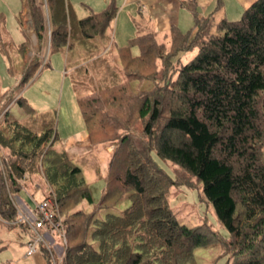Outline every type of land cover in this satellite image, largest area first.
Returning a JSON list of instances; mask_svg holds the SVG:
<instances>
[{"label":"trees","instance_id":"16d2710c","mask_svg":"<svg viewBox=\"0 0 264 264\" xmlns=\"http://www.w3.org/2000/svg\"><path fill=\"white\" fill-rule=\"evenodd\" d=\"M22 1L17 19L24 39L16 47L0 11V52L16 76L0 91L5 222L26 232L18 209L41 216L20 196L24 179L38 176L64 230L62 236L46 221L40 227L63 246L57 264H199L194 248L212 242L230 250V264H264V0H252L238 18L216 17L223 0L208 13L197 9V0H179L193 24L185 31L171 24L168 47L156 30L116 44L114 0L83 16H74L69 0ZM30 30L36 46L27 57ZM135 44L137 54L131 52ZM193 48L183 62L180 53ZM13 49L21 59L11 57ZM49 51L63 53L91 143L112 146L96 202L80 164L60 143L56 108L38 110L22 92L49 66ZM13 102L24 107V117L10 116ZM154 154L201 183L228 237L207 223L179 220L166 195L177 174L169 175ZM124 195L130 204L112 211ZM84 201L90 210L78 206ZM38 247L52 264L46 245Z\"/></svg>","mask_w":264,"mask_h":264},{"label":"rangeland","instance_id":"374dc122","mask_svg":"<svg viewBox=\"0 0 264 264\" xmlns=\"http://www.w3.org/2000/svg\"><path fill=\"white\" fill-rule=\"evenodd\" d=\"M77 16H83L91 11H97L105 6L108 0H70ZM118 6L117 13L111 22L110 32L114 41L118 45H124L127 43L129 37L135 35L138 31H146L150 29H157L158 38L163 40L166 47L169 46V30L159 29L155 21L150 17L148 11H145V7L141 8L138 1L126 2V0H114ZM215 0H197V9L202 13H208L214 8ZM222 7L216 12V17L219 18L225 15L228 18H238L243 11L235 10L234 5L230 0H223ZM24 6L22 0H0V11L5 16V25L8 32V36L13 42L14 47L24 39L23 31L20 28L19 21L17 19L18 12ZM23 24L30 23L29 15L25 12L22 14ZM193 24V15L185 7H180V17L178 26L181 30L185 31ZM141 27V29H139ZM30 35L33 40V48L36 46L35 34L30 30ZM119 39L121 42H119ZM131 52L137 54L139 52L138 46L135 44L131 47ZM196 52V48L184 51L180 53V58L184 62L191 58ZM33 53L27 52L26 56L30 57ZM48 59L50 61L49 66L45 67L40 75L35 79L34 83L28 88V92H35L36 95H46L48 100L52 102L58 96L62 88L61 98H69L67 91L73 96L70 81L68 76L63 75L64 57L61 51L48 52ZM11 57L15 59H21L22 56L18 55L14 49L11 52ZM41 68V67H40ZM39 68V70H40ZM38 73V72H37ZM36 73V74H37ZM57 73V74H56ZM59 77V78H58ZM48 78L49 81L47 80ZM61 80V81H60ZM16 82V76L11 75L7 70V60L5 56L0 52V91H4ZM25 89V88H24ZM46 89L48 93L45 94ZM23 95L26 93L23 90ZM58 92V94H57ZM76 103V102H75ZM10 116L12 118H22L25 116V109L18 102H13L10 106ZM70 120V118H68ZM58 120V116H57ZM87 132L85 130V134ZM61 143V142H60ZM62 144V143H61ZM77 145L73 143V149ZM108 144L106 142H99L92 144V150L90 152H83L74 157V159L80 164L85 179L89 182L93 201L96 202L101 196L104 179L102 175V169H107V162L109 158ZM83 148V147H82ZM157 162L163 167V169L173 176L175 172L177 174V182L171 184L166 191V195L169 204L175 211L180 221L186 224H204L207 223L209 227L217 231L222 237H228V231L225 226L218 220L213 205L204 196L201 183L193 177H190L186 172L182 171L177 166L172 164L170 160H163L154 154ZM94 165L96 167H94ZM177 170V172H176ZM181 180L185 183H180ZM180 181V182H179ZM46 192L44 185L41 184V179L38 176H33L30 179L26 178L23 181V190L20 196L24 198H30L36 205L40 201L48 203L50 208L51 199H44L43 195ZM130 204L129 198L124 195L119 202H117L110 209L116 213L121 212L125 207ZM16 205V204H15ZM19 207L18 205H16ZM85 210H90L92 204L82 202L78 205ZM52 207V206H51ZM25 208V207H23ZM53 208V207H52ZM20 209V208H19ZM18 209V212L20 211ZM20 214V213H19ZM58 214V212H57ZM101 217H104L105 210H101L99 213ZM54 216V215H53ZM21 219V218H20ZM60 219V217H56ZM52 224V228L57 233H64L63 228L59 222L51 218L49 220ZM46 230L42 228L41 232ZM26 232L21 230L19 225H10L0 216V264H37L34 261L32 255H39L44 264H47V260L40 252L39 247L36 248L33 254L26 253V242L30 239V231L25 229ZM51 236H53L51 234ZM54 238V237H52ZM39 245V244H38ZM46 245V244H45ZM230 252V250H229ZM226 251L224 244L221 242H212L205 245H199L194 248V253L199 260V264H230V253ZM52 264H54L52 262Z\"/></svg>","mask_w":264,"mask_h":264},{"label":"crops","instance_id":"0c3cea01","mask_svg":"<svg viewBox=\"0 0 264 264\" xmlns=\"http://www.w3.org/2000/svg\"><path fill=\"white\" fill-rule=\"evenodd\" d=\"M130 1L133 2L138 1L141 5V8L145 7V11L146 10L148 11L150 17L155 21L159 29H168L171 24H177V25L179 24L180 7H181L179 4V0H126V2H130ZM251 1L252 0H230V2L234 5L235 10L237 11H240L242 8L247 6ZM71 8L73 11L72 13H74V16H77L72 4H71ZM24 12L25 9H23V13ZM23 25H25V23ZM153 30H157V29H153ZM31 41L33 42V40ZM119 42H121L120 39ZM32 48L29 50V52L33 50ZM62 73L63 75H66V71L64 67ZM49 79L50 78H48L47 80L49 81ZM32 81L24 87L26 89L25 97L38 110L56 108L58 115L57 132L67 154L70 157L74 158L76 155L80 153L90 152L92 150V143L89 139L88 134L84 135L86 128L83 123L82 117L80 115L76 100L75 101L73 100V96L68 91L66 93L69 96V98H67L65 102H64L65 99L61 98L63 82H62L61 91L59 92V98L57 96L55 100L50 102L46 95H36L35 92H31V93L28 92L29 91L28 88L35 81L34 78L32 79ZM24 88L23 90L25 91ZM47 93L48 90L46 89L45 94ZM68 118H70V120ZM73 143L77 145L76 148L74 149H73ZM107 147L108 150L110 151L112 146L108 145ZM94 167L96 166L94 165ZM106 172L107 169L103 167L102 175L104 176ZM33 258L37 264H44L43 260L39 257V255H33Z\"/></svg>","mask_w":264,"mask_h":264},{"label":"built area","instance_id":"2783aa9c","mask_svg":"<svg viewBox=\"0 0 264 264\" xmlns=\"http://www.w3.org/2000/svg\"><path fill=\"white\" fill-rule=\"evenodd\" d=\"M36 207L41 212L40 217L32 212H25L22 209L19 211L21 218L26 222V229L30 231V239H28L26 242V252L28 254H32L38 247V244H46V247L48 248L52 257V262L57 264L56 255H61L63 246L55 243V239L52 238L54 236H51L52 233L49 230H44L43 232L40 230V227L44 226L45 221L48 222V224L52 227V224L49 223V220L51 218L53 219L54 210L51 207L49 208L47 201H40L36 204ZM61 235L63 236L64 233Z\"/></svg>","mask_w":264,"mask_h":264}]
</instances>
